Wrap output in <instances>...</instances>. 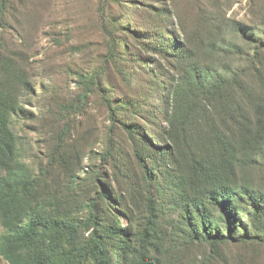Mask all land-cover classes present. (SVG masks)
<instances>
[{"label":"rangeland","instance_id":"rangeland-1","mask_svg":"<svg viewBox=\"0 0 264 264\" xmlns=\"http://www.w3.org/2000/svg\"><path fill=\"white\" fill-rule=\"evenodd\" d=\"M10 4L0 186L33 183L26 201L48 217L93 216L113 264H264V242L213 241L227 231L226 184L262 194L264 168L229 156L226 103L206 94L233 84L242 102L264 96V0ZM251 203L236 197L250 226Z\"/></svg>","mask_w":264,"mask_h":264},{"label":"trees","instance_id":"trees-1","mask_svg":"<svg viewBox=\"0 0 264 264\" xmlns=\"http://www.w3.org/2000/svg\"><path fill=\"white\" fill-rule=\"evenodd\" d=\"M10 0H1V13L10 7ZM227 85V84H226ZM216 87L206 92L215 99L222 97L226 103V150L237 161L241 170L264 168V96L250 92L242 102L233 84ZM0 141L1 133H0ZM1 145V144H0ZM241 184V183H237ZM33 183L21 182L7 188L0 186V218L4 233L0 235V254L11 264H113L112 252L104 243L99 223L92 216L87 221L56 216H46L41 207L28 204L26 198L33 190ZM240 186V187H239ZM241 193L226 184V234L213 237V241L244 243L249 240L264 242V192L258 194L246 180L239 185ZM245 194L253 207L252 226L245 222L237 210L236 197ZM104 197V195H101ZM50 210L57 214L53 204ZM50 212V213H51ZM153 213V212H152ZM151 222L155 221V215ZM153 225L149 226L151 230ZM109 234L121 237L127 234L123 227L108 228ZM147 231V234L149 231ZM241 230V232H240ZM91 231L89 241L82 242L81 232ZM122 256L119 246L116 248Z\"/></svg>","mask_w":264,"mask_h":264}]
</instances>
